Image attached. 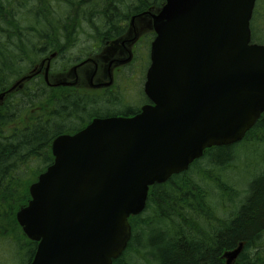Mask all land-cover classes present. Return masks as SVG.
<instances>
[{
  "label": "water",
  "instance_id": "95a60500",
  "mask_svg": "<svg viewBox=\"0 0 264 264\" xmlns=\"http://www.w3.org/2000/svg\"><path fill=\"white\" fill-rule=\"evenodd\" d=\"M256 0H167L145 85L155 105L57 137L54 163L18 212L38 247L31 264H113L150 185L212 146L242 140L264 111V45L251 42ZM242 244L225 254L227 264Z\"/></svg>",
  "mask_w": 264,
  "mask_h": 264
},
{
  "label": "trees",
  "instance_id": "16d2710c",
  "mask_svg": "<svg viewBox=\"0 0 264 264\" xmlns=\"http://www.w3.org/2000/svg\"><path fill=\"white\" fill-rule=\"evenodd\" d=\"M164 1L0 0V92L44 56L74 46L82 27L109 37L118 23ZM251 29L253 42L264 44V0H258ZM95 108L37 78L0 103V240L11 252L6 263L33 260L37 242L23 235L16 213L28 204L31 183L53 162V139L88 122ZM130 221L132 237L113 264H226L224 253L241 243L233 264H264V114L242 141L212 147L187 171L154 184L144 211Z\"/></svg>",
  "mask_w": 264,
  "mask_h": 264
},
{
  "label": "flooded vegetation",
  "instance_id": "af4514ba",
  "mask_svg": "<svg viewBox=\"0 0 264 264\" xmlns=\"http://www.w3.org/2000/svg\"><path fill=\"white\" fill-rule=\"evenodd\" d=\"M144 21L145 26H140L139 22ZM117 26L119 29L115 28L109 36L111 39L101 34L92 46V53L84 59L88 62L79 66L77 72L69 74L74 85L69 87L70 92L67 96L84 98L89 105L96 106L97 112L89 115L91 119L88 123L95 118L131 117L138 114L144 105L152 103L144 93L146 72L141 78V84H137L136 87L132 83H127L128 80L134 82L139 62H142L140 69L143 71L145 63L150 58L151 45L156 36L152 22L143 18L118 23ZM80 61L82 62V59L74 64L77 65L81 63ZM128 67L134 69L131 74L125 75ZM64 69L66 70V67ZM86 84L87 88L83 90L82 87ZM135 90L136 97L131 98V92ZM135 98H138L137 103H144L132 104Z\"/></svg>",
  "mask_w": 264,
  "mask_h": 264
},
{
  "label": "rangeland",
  "instance_id": "374dc122",
  "mask_svg": "<svg viewBox=\"0 0 264 264\" xmlns=\"http://www.w3.org/2000/svg\"><path fill=\"white\" fill-rule=\"evenodd\" d=\"M130 20V17H128V20H126L125 22H128ZM146 22H139L140 26H145ZM93 30V29H92ZM91 29H89L87 26H84L80 29V33H79V41L74 45V46H70L69 48H67L65 50L64 53H61L60 59L57 58L55 63H54V71L53 73L50 74L51 80L53 82L58 81L57 79L62 77L65 72L62 71L64 65L67 63V61L69 60H73L72 62H75L74 60L79 58V57H87L88 55H90L92 52V46H94V42L97 39H94V35L93 31ZM95 32V31H94ZM95 36L99 37L100 35L96 34ZM100 38V37H99ZM45 57V56H44ZM142 65V62H139V66H138V70L135 73L134 76V82H129V80L127 81V83H132L134 85V87H136L137 84H141V78L142 76H144V72L140 69ZM134 67H128V69L125 70V75H129L131 74V72L133 71ZM87 88V84L85 85V87H82L83 90H85ZM138 90V89H136ZM136 90L131 92L132 97H136ZM138 98H135L134 102L132 104H136V105H140L139 103H137ZM256 148V144L254 143L252 145V150ZM234 175H237L236 173H234ZM245 184V183H244ZM245 186L240 184L238 186L239 190H243ZM5 244V241L3 239L0 240V246L3 248ZM10 250V249H9ZM11 256V252H8L7 249H1L0 250V264L7 262V259H9ZM13 262V261H12Z\"/></svg>",
  "mask_w": 264,
  "mask_h": 264
},
{
  "label": "bare ground",
  "instance_id": "6f19581e",
  "mask_svg": "<svg viewBox=\"0 0 264 264\" xmlns=\"http://www.w3.org/2000/svg\"><path fill=\"white\" fill-rule=\"evenodd\" d=\"M260 172V171H259Z\"/></svg>",
  "mask_w": 264,
  "mask_h": 264
}]
</instances>
